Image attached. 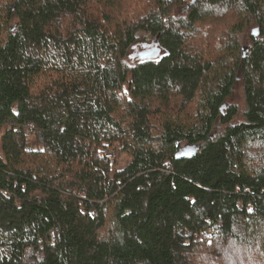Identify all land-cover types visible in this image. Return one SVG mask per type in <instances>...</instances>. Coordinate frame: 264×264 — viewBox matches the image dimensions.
<instances>
[{
  "label": "trees",
  "instance_id": "16d2710c",
  "mask_svg": "<svg viewBox=\"0 0 264 264\" xmlns=\"http://www.w3.org/2000/svg\"><path fill=\"white\" fill-rule=\"evenodd\" d=\"M0 264H264V0H0Z\"/></svg>",
  "mask_w": 264,
  "mask_h": 264
},
{
  "label": "water",
  "instance_id": "95a60500",
  "mask_svg": "<svg viewBox=\"0 0 264 264\" xmlns=\"http://www.w3.org/2000/svg\"><path fill=\"white\" fill-rule=\"evenodd\" d=\"M254 36H256V34H254ZM159 54H160L159 49H153L151 51L140 53L139 58L142 60L150 59V58H157ZM198 150H199V145L182 147L176 154V159L177 160L190 159L196 155Z\"/></svg>",
  "mask_w": 264,
  "mask_h": 264
},
{
  "label": "rangeland",
  "instance_id": "374dc122",
  "mask_svg": "<svg viewBox=\"0 0 264 264\" xmlns=\"http://www.w3.org/2000/svg\"><path fill=\"white\" fill-rule=\"evenodd\" d=\"M144 51H146V49H139V50H137L136 51V54H138V53H140V52H144ZM237 103L238 105H240L241 107H243V104H244V101H243V95H242V91H241V89L239 90V89H237V91H236V96L234 97V102L233 103ZM112 152V151H111ZM114 158H115V156H114ZM113 158V159H114ZM128 160V157L127 156H125V155H122L121 156V158H120V161L122 162V163H124L125 161H127Z\"/></svg>",
  "mask_w": 264,
  "mask_h": 264
},
{
  "label": "built area",
  "instance_id": "2783aa9c",
  "mask_svg": "<svg viewBox=\"0 0 264 264\" xmlns=\"http://www.w3.org/2000/svg\"><path fill=\"white\" fill-rule=\"evenodd\" d=\"M115 154L113 152H109L105 155L106 158L113 159Z\"/></svg>",
  "mask_w": 264,
  "mask_h": 264
},
{
  "label": "snow or ice",
  "instance_id": "6c2138e0",
  "mask_svg": "<svg viewBox=\"0 0 264 264\" xmlns=\"http://www.w3.org/2000/svg\"><path fill=\"white\" fill-rule=\"evenodd\" d=\"M250 211H252V210H250Z\"/></svg>",
  "mask_w": 264,
  "mask_h": 264
}]
</instances>
